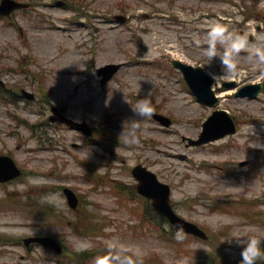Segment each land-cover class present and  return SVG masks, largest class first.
Returning <instances> with one entry per match:
<instances>
[{"label": "rangeland", "instance_id": "374dc122", "mask_svg": "<svg viewBox=\"0 0 264 264\" xmlns=\"http://www.w3.org/2000/svg\"><path fill=\"white\" fill-rule=\"evenodd\" d=\"M22 1H34V11L0 19V79L8 97L18 93L15 104L0 99V154L11 156L24 171L23 177L0 185V237L48 233L60 238L69 253L58 258L41 247L28 250L0 239V264H99L116 255L121 244L129 249L122 255L131 256L134 264H209L211 259L224 264L212 243H225V264H239L241 247L226 239L253 233L264 237V96L235 98L222 83L264 81V63L249 62L248 51L241 50L236 75L216 83L222 106L238 119V134L191 148L183 137H197L213 110L196 101L172 60L221 72L219 58H209L204 49L207 25L222 16L230 30L248 36L251 48H264L263 16L245 22L247 14L264 15V0H228L230 5L223 0H67L77 9L60 7L58 0ZM116 16L129 19L119 23ZM217 48L219 56L223 48ZM109 63L125 65L106 89L97 69ZM22 89L37 100L18 98ZM145 98L153 113L170 117L173 125L166 128L135 112L137 101ZM52 104L63 105L69 117L100 131L98 144L65 125L51 124ZM242 161L249 164L241 166ZM138 164L172 186L176 210L210 233L211 245L164 239L148 223L139 199L136 204L121 201L113 185L133 192L131 172ZM64 186L81 194L76 210L67 205ZM9 192L31 196L37 205L51 204L59 213L15 226L24 223L21 215L1 209ZM85 251L92 259L78 254Z\"/></svg>", "mask_w": 264, "mask_h": 264}, {"label": "clouds", "instance_id": "9594fccd", "mask_svg": "<svg viewBox=\"0 0 264 264\" xmlns=\"http://www.w3.org/2000/svg\"><path fill=\"white\" fill-rule=\"evenodd\" d=\"M237 19H241L237 17ZM207 48L204 49L205 54L209 58H219L222 70L219 73H209L213 81L219 83L226 79L228 75H236L239 71L237 68L236 57L241 50L248 51V61L256 63H264V48L255 47L251 48L249 39L246 34L236 33L230 30L228 24H223L219 21H214L207 25ZM199 43V41H197ZM217 45L223 48V52L218 56ZM143 118H150L154 112L150 101L145 98L137 101L136 108L133 109ZM43 179V178H42ZM55 199V196L49 197ZM182 230V229H181ZM228 244L235 242L241 247L239 264H256L260 258H264V237L255 233L251 235H233L226 239ZM109 247H113L110 243ZM129 249L124 245H119L117 254L111 257H104L99 261V264H134L131 256L122 255L127 253ZM138 255V253L136 254ZM180 264H184L183 261Z\"/></svg>", "mask_w": 264, "mask_h": 264}, {"label": "water", "instance_id": "95a60500", "mask_svg": "<svg viewBox=\"0 0 264 264\" xmlns=\"http://www.w3.org/2000/svg\"><path fill=\"white\" fill-rule=\"evenodd\" d=\"M180 66H182V69L185 71L188 80L190 81V83L192 84V86L195 88L196 92L199 95H204L205 92L209 91L210 81L206 77H204V75L202 74L203 72L201 70L199 69L192 70L191 67H186L184 65H180ZM195 75H199L202 77L203 80L208 81V85L206 87L205 92L200 91V87H202V85H200V82L198 79L194 78ZM208 126L209 124L206 125V127ZM228 131H232V129H229ZM18 174H19V171L15 168L13 163H11L7 159L2 160L0 164V179H2V181L11 179L17 176ZM135 175L141 181V185L139 188L140 192H142L143 194H145L146 196L150 198H153L156 208L162 214L167 215L172 220V222H174L176 225H178L183 230L187 232H191V233L201 234V232L198 230L196 226L178 218L172 212L171 207L169 206V200H168L169 187L160 184L153 175H151L150 173L146 172L143 169L138 168L135 171ZM69 195H70L71 203L73 199V205L76 206V201H75L76 199L70 193ZM37 240L46 245H50L60 251V248L52 240H48V239H37Z\"/></svg>", "mask_w": 264, "mask_h": 264}]
</instances>
